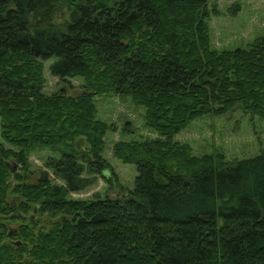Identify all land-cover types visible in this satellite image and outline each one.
Returning a JSON list of instances; mask_svg holds the SVG:
<instances>
[{"label": "trees", "instance_id": "obj_1", "mask_svg": "<svg viewBox=\"0 0 264 264\" xmlns=\"http://www.w3.org/2000/svg\"><path fill=\"white\" fill-rule=\"evenodd\" d=\"M215 13L210 0H0V264H264V153L229 162L174 140L236 107L264 120V36L215 50ZM100 97L144 109L156 137L113 144L132 190L73 199L117 180ZM35 151L52 154L39 173Z\"/></svg>", "mask_w": 264, "mask_h": 264}, {"label": "rangeland", "instance_id": "obj_2", "mask_svg": "<svg viewBox=\"0 0 264 264\" xmlns=\"http://www.w3.org/2000/svg\"><path fill=\"white\" fill-rule=\"evenodd\" d=\"M210 4L216 8V13L208 21L210 44L213 49L223 51L246 48L256 38L264 36V0H210ZM53 61L54 59H50L44 63L46 94L53 93L59 84L48 70ZM95 104L98 111L97 119L114 126V131L105 136L102 156L113 166L117 180L114 184H107L104 179H97L85 191L71 194L70 197L73 199L89 200L105 195L113 198L118 196L122 188L132 190L137 176L136 168L113 158V144L118 140L131 141L156 137L144 125V109L134 106L129 100L100 97L95 99ZM127 123L133 130L132 134L123 132ZM174 140L190 145L197 156L217 151L223 153L226 161H241L264 153V120L245 114L236 107L224 116H205L192 122L177 134ZM49 155L52 154L47 151L33 152L29 159L31 169L35 173L44 170L43 162ZM12 167L16 170L15 165ZM12 200L10 199V202H15ZM0 221L2 222L1 218ZM7 225L11 230L17 227L14 223Z\"/></svg>", "mask_w": 264, "mask_h": 264}]
</instances>
